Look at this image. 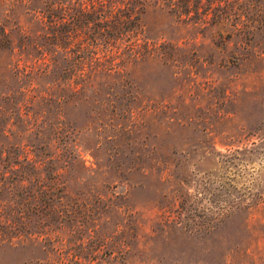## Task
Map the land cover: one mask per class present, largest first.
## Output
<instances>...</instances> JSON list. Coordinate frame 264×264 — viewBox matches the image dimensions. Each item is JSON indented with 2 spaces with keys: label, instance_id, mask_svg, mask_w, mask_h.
Listing matches in <instances>:
<instances>
[{
  "label": "rangeland",
  "instance_id": "1",
  "mask_svg": "<svg viewBox=\"0 0 264 264\" xmlns=\"http://www.w3.org/2000/svg\"><path fill=\"white\" fill-rule=\"evenodd\" d=\"M140 1L142 30H112L94 48L103 63H123L132 115L96 147L91 135L78 140L92 190L113 184L112 203L80 230L0 232V264H264V7L236 12L228 2L221 19L178 20ZM38 6L0 0V28H23L31 41ZM84 29L85 41L103 32ZM9 54L0 49V95L16 87ZM38 56L27 47L18 58ZM66 113L81 123L80 108ZM10 132L7 142H24ZM71 174L68 193L87 192Z\"/></svg>",
  "mask_w": 264,
  "mask_h": 264
},
{
  "label": "trees",
  "instance_id": "2",
  "mask_svg": "<svg viewBox=\"0 0 264 264\" xmlns=\"http://www.w3.org/2000/svg\"><path fill=\"white\" fill-rule=\"evenodd\" d=\"M38 1L37 20L41 27L32 34L31 41L23 28H0V49L10 53L5 67L16 84L0 95L4 104L0 118V232L3 234H36L41 229L80 230L95 219L101 202H106L104 207L110 206L114 196L110 191L114 186L102 184L108 194L92 190L96 188L92 183L95 176L79 163L78 140L80 136L91 135L96 147L101 140L112 138L115 134L110 132L119 129L115 119L131 117L128 105L136 96L128 72L122 71L123 63H103L94 48L96 40L112 30L115 33L123 29L142 30L140 14L144 12V1ZM151 2L178 20L189 18L191 13H200L201 21H206L209 15L212 20L221 19L216 12H224L228 2L236 12L259 11L260 6L264 7V0ZM94 25L101 26L103 32L85 36L87 41L78 38L81 28L90 29ZM14 33L16 36H12ZM27 47H32L39 56L30 63H20L18 56ZM69 106L81 109L80 124L68 118ZM10 129L16 136L22 133L24 142H7L4 136L11 135ZM151 158L156 164L162 162L155 155ZM71 173L79 184L89 183V188L82 185L87 192L68 193Z\"/></svg>",
  "mask_w": 264,
  "mask_h": 264
}]
</instances>
